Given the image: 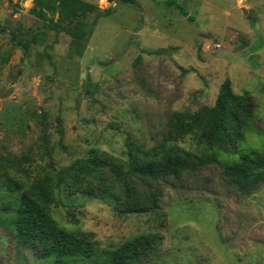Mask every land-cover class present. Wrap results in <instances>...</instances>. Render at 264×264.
<instances>
[{"label": "rangeland", "instance_id": "obj_1", "mask_svg": "<svg viewBox=\"0 0 264 264\" xmlns=\"http://www.w3.org/2000/svg\"><path fill=\"white\" fill-rule=\"evenodd\" d=\"M84 1L113 12L97 22L90 14L78 39L57 31V15L34 13L36 0H0V157L16 161L20 178L76 164L92 149L126 159L128 142L153 147L174 112L213 107L226 79L252 97L259 131L231 160L264 147V0ZM36 33L27 52L12 41ZM180 146L198 151L192 136ZM222 171L212 164L156 183L159 205L142 214L59 190L53 215L103 248L143 237V264H264V187L244 196ZM0 264L50 263L0 223Z\"/></svg>", "mask_w": 264, "mask_h": 264}, {"label": "trees", "instance_id": "obj_2", "mask_svg": "<svg viewBox=\"0 0 264 264\" xmlns=\"http://www.w3.org/2000/svg\"><path fill=\"white\" fill-rule=\"evenodd\" d=\"M119 1L137 4L136 0ZM36 2L38 9L34 13L41 18H47V13L57 15V31L78 39L90 23L87 22L90 14H95L97 22L113 12L100 10L84 0ZM182 14L188 16L183 10ZM94 26L95 23L89 26L85 43ZM38 37L37 33L20 38L15 35L12 41L27 52L38 43ZM145 52L152 55L162 51ZM255 111L252 97L236 93L232 81L226 79L213 107L174 112L158 144L147 148L128 142L126 159L92 149L76 164L61 170H47L31 181L15 172V160L0 157V223L11 230L23 247L50 264H143L142 245H138L143 237H136L127 246L103 248L90 233L75 235L60 227L53 215L56 191L100 194L114 205L124 207L122 211L127 214L149 213L157 209L161 197L154 193L159 191L156 183L169 179L180 181L186 173L218 164L223 168V177L240 194L252 195L264 187V147L242 153L237 159L231 160V157L238 150L239 141L252 130L258 131L254 125ZM188 136L193 137L198 151L180 146Z\"/></svg>", "mask_w": 264, "mask_h": 264}, {"label": "water", "instance_id": "obj_3", "mask_svg": "<svg viewBox=\"0 0 264 264\" xmlns=\"http://www.w3.org/2000/svg\"><path fill=\"white\" fill-rule=\"evenodd\" d=\"M242 12L245 16H247L248 18L250 17V14L248 13V11L245 8H242Z\"/></svg>", "mask_w": 264, "mask_h": 264}]
</instances>
